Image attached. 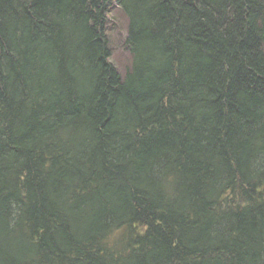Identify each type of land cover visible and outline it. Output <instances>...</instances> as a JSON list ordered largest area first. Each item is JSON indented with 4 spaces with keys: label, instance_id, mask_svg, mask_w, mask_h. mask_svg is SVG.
<instances>
[{
    "label": "trees",
    "instance_id": "obj_1",
    "mask_svg": "<svg viewBox=\"0 0 264 264\" xmlns=\"http://www.w3.org/2000/svg\"><path fill=\"white\" fill-rule=\"evenodd\" d=\"M0 264H264V0H0Z\"/></svg>",
    "mask_w": 264,
    "mask_h": 264
},
{
    "label": "rangeland",
    "instance_id": "obj_2",
    "mask_svg": "<svg viewBox=\"0 0 264 264\" xmlns=\"http://www.w3.org/2000/svg\"><path fill=\"white\" fill-rule=\"evenodd\" d=\"M125 21L118 11H115L109 22L108 38L111 49V62L119 72H124L129 61L128 51L123 46L125 36Z\"/></svg>",
    "mask_w": 264,
    "mask_h": 264
}]
</instances>
